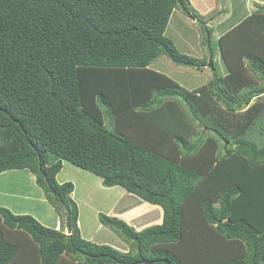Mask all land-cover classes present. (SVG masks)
I'll list each match as a JSON object with an SVG mask.
<instances>
[{"label":"trees","instance_id":"trees-1","mask_svg":"<svg viewBox=\"0 0 264 264\" xmlns=\"http://www.w3.org/2000/svg\"><path fill=\"white\" fill-rule=\"evenodd\" d=\"M187 2L0 0V175L29 170L71 218L74 184L57 181L67 161L163 210L162 224L141 231L100 214L132 254L87 241L71 221L67 235L0 207V264H264V5L219 39L221 76L214 54L209 63L180 53L165 35ZM162 55L210 65L213 79L181 90L149 68ZM213 92L230 117H246L229 147L217 129V156L215 140L196 130L199 103L210 107L201 96Z\"/></svg>","mask_w":264,"mask_h":264},{"label":"rangeland","instance_id":"rangeland-1","mask_svg":"<svg viewBox=\"0 0 264 264\" xmlns=\"http://www.w3.org/2000/svg\"><path fill=\"white\" fill-rule=\"evenodd\" d=\"M187 1L188 11L178 7L172 14L165 32L166 37L174 42L180 53L191 55L202 61L208 62L209 59V63H211L210 55L214 54L218 73L221 76L226 75L227 69L221 59L219 39L238 25L241 19L251 15V10L245 9L248 7V5H245V0ZM259 3L264 4V0H260ZM252 6L253 8L255 7L254 5ZM222 9H226V13L225 11L221 13ZM149 68L156 71V73L165 75L177 84V88L186 90V92H193L207 85L213 79V69L210 65L204 66L201 70L194 67L177 66L166 55H162L155 60ZM135 83H137V80L132 78V85ZM214 92L213 98L209 95L208 99L206 97L207 94L201 96L203 97L201 102L208 100L210 107L206 110L199 103L201 106L199 115L204 127L197 126L196 130H198V134L204 132V139L211 137L215 140L218 144L217 146L220 147L219 152L216 154L217 156L225 148L224 139L220 135L215 134L217 129L227 131L229 143L226 144V147H229L242 134L239 131V127L244 125L246 117L244 114L241 115L242 112L237 114V118L230 117L226 109H224L225 107L215 101L217 98ZM258 100L264 102V93L260 95ZM256 101L253 100L252 103ZM177 102H179V108H177L179 114L188 116L190 122H192L193 119H191V114L188 107L184 104L185 102ZM129 107H132L130 102ZM179 114L173 115V120H171L172 115H168L167 120L169 122H166L169 124L170 122L176 123L180 117ZM240 115L241 117H238ZM107 118L109 124L114 120L112 115L106 117V122ZM228 118H235L234 121L231 120L233 122L231 125H228ZM193 124L196 126L195 123ZM111 127L115 129V124L112 123ZM223 134L225 135V131ZM196 140L197 138L194 137L192 144ZM216 151H218V147ZM63 164L64 167L57 176V181L61 184L65 182L74 184L75 191L71 197L75 204H71L73 214L70 221L73 229L77 230L82 238L90 242L106 244L124 253L131 252L133 254L136 248L131 242L123 239L113 229L101 225L99 221L100 214L117 217L112 215L111 212L120 213L125 209V203L130 201L134 209L129 212L127 219H122L129 223L130 226L137 230H143L149 226L162 224L163 210L159 206H147L146 202L143 204L140 198L127 193L121 187L106 188L100 176L82 170L67 161H64ZM0 207H6L15 214L32 215L44 226L53 229L57 221L62 218L61 225L66 228L64 233L67 235L71 234H68L67 228L68 212L65 208H62V203L54 193H46L37 185L35 176L29 170H12L0 175ZM75 209L76 211L74 212ZM158 215L160 218L157 220ZM77 222H79L78 225ZM61 225L58 228H61ZM172 250L175 251V248H172Z\"/></svg>","mask_w":264,"mask_h":264},{"label":"crops","instance_id":"crops-1","mask_svg":"<svg viewBox=\"0 0 264 264\" xmlns=\"http://www.w3.org/2000/svg\"><path fill=\"white\" fill-rule=\"evenodd\" d=\"M260 2V0H245V5L247 6L248 5V7L247 8H245L246 10H251V12H253L258 6H262V5H264L263 3L262 4H260L259 3ZM228 3H229V1H228ZM252 5H254L255 7L253 8V6ZM223 10V9H222ZM224 11H226V9L224 10ZM128 200H129V198H128ZM117 203V202H116ZM145 202H143V204H144ZM147 206H150V207H153V206H151V204H149V203H145ZM140 205H142V204H140ZM160 207V206H159ZM161 208V207H160ZM134 209V206L131 204V201L130 202H126L125 203V209L123 210V211H121L120 213H115V212H111V214L112 215H116L117 217H119V218H121V219H127L128 217H129V212L131 211L132 212V210ZM163 212V211H162ZM160 218V216L158 215V217H157V220ZM162 219H163V213H162ZM162 219H161V221H162ZM161 221H160V223H161ZM61 219H60V221H57V224L55 225V227L58 229V226L59 225H61ZM129 224V223H128ZM130 225V224H129ZM61 227V226H60ZM138 231H141V230H138ZM110 233H112V232H110ZM94 240V239H93Z\"/></svg>","mask_w":264,"mask_h":264},{"label":"water","instance_id":"water-1","mask_svg":"<svg viewBox=\"0 0 264 264\" xmlns=\"http://www.w3.org/2000/svg\"><path fill=\"white\" fill-rule=\"evenodd\" d=\"M229 142L227 141V144H228ZM68 234H70L71 233V226H70V216L68 215ZM165 262V261H164ZM141 263H144V264H150V263H152V262H149V261H146V260H143ZM167 263V262H166ZM167 264H169V263H167Z\"/></svg>","mask_w":264,"mask_h":264},{"label":"clouds","instance_id":"clouds-1","mask_svg":"<svg viewBox=\"0 0 264 264\" xmlns=\"http://www.w3.org/2000/svg\"><path fill=\"white\" fill-rule=\"evenodd\" d=\"M79 224V222H77V225ZM58 229H60V228H58Z\"/></svg>","mask_w":264,"mask_h":264}]
</instances>
